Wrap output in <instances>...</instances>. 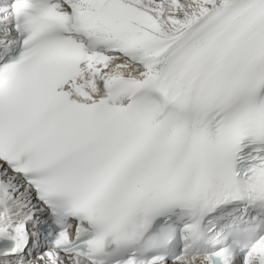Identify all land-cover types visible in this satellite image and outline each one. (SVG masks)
Listing matches in <instances>:
<instances>
[{"label":"snow or ice","instance_id":"1","mask_svg":"<svg viewBox=\"0 0 264 264\" xmlns=\"http://www.w3.org/2000/svg\"><path fill=\"white\" fill-rule=\"evenodd\" d=\"M0 264H264V0H0Z\"/></svg>","mask_w":264,"mask_h":264}]
</instances>
